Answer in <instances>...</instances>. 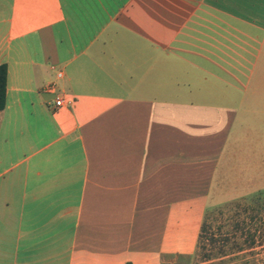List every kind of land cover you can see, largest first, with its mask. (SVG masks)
<instances>
[{
  "label": "crops",
  "instance_id": "crops-1",
  "mask_svg": "<svg viewBox=\"0 0 264 264\" xmlns=\"http://www.w3.org/2000/svg\"><path fill=\"white\" fill-rule=\"evenodd\" d=\"M3 63L0 264L193 257L264 130V0H0Z\"/></svg>",
  "mask_w": 264,
  "mask_h": 264
},
{
  "label": "rangeland",
  "instance_id": "rangeland-1",
  "mask_svg": "<svg viewBox=\"0 0 264 264\" xmlns=\"http://www.w3.org/2000/svg\"><path fill=\"white\" fill-rule=\"evenodd\" d=\"M264 130L256 132V148L238 156L225 194L206 214L208 241L178 264H264ZM247 147V145L245 144ZM247 168V171H245ZM250 183L256 188H249Z\"/></svg>",
  "mask_w": 264,
  "mask_h": 264
},
{
  "label": "trees",
  "instance_id": "trees-1",
  "mask_svg": "<svg viewBox=\"0 0 264 264\" xmlns=\"http://www.w3.org/2000/svg\"><path fill=\"white\" fill-rule=\"evenodd\" d=\"M7 91H8V66L6 63H3L0 65V113L4 111V109L6 108ZM208 232H209V227L207 225V222L205 221L200 235V241L198 246L199 249H202L206 241H208L207 240Z\"/></svg>",
  "mask_w": 264,
  "mask_h": 264
},
{
  "label": "built area",
  "instance_id": "built-area-1",
  "mask_svg": "<svg viewBox=\"0 0 264 264\" xmlns=\"http://www.w3.org/2000/svg\"><path fill=\"white\" fill-rule=\"evenodd\" d=\"M52 69L57 72V76L59 78L63 77V71L57 70V68L55 66H52ZM48 89H53V86H50ZM72 103H73L72 101L66 102L64 97L62 95H60L56 100V107L61 108L65 105H70Z\"/></svg>",
  "mask_w": 264,
  "mask_h": 264
}]
</instances>
